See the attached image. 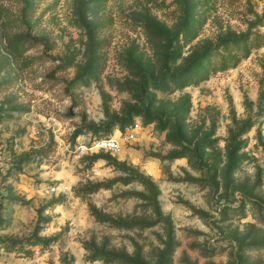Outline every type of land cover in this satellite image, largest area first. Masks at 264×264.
Returning <instances> with one entry per match:
<instances>
[{"label": "rangeland", "instance_id": "1", "mask_svg": "<svg viewBox=\"0 0 264 264\" xmlns=\"http://www.w3.org/2000/svg\"><path fill=\"white\" fill-rule=\"evenodd\" d=\"M0 264H264V0H0Z\"/></svg>", "mask_w": 264, "mask_h": 264}, {"label": "built area", "instance_id": "2", "mask_svg": "<svg viewBox=\"0 0 264 264\" xmlns=\"http://www.w3.org/2000/svg\"><path fill=\"white\" fill-rule=\"evenodd\" d=\"M135 126H137L135 124ZM86 148V146H84ZM92 148H96L97 150H104L107 152H115L120 148V143L118 138L110 136V137H103L97 139L93 144L87 148V150H91Z\"/></svg>", "mask_w": 264, "mask_h": 264}, {"label": "trees", "instance_id": "3", "mask_svg": "<svg viewBox=\"0 0 264 264\" xmlns=\"http://www.w3.org/2000/svg\"><path fill=\"white\" fill-rule=\"evenodd\" d=\"M137 176L140 177L143 181H146V178L142 177V175L138 172H137Z\"/></svg>", "mask_w": 264, "mask_h": 264}]
</instances>
